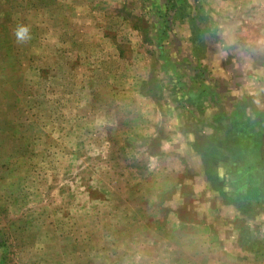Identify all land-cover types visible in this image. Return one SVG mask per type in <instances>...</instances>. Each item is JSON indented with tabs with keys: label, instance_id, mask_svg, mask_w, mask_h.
<instances>
[{
	"label": "rangeland",
	"instance_id": "obj_1",
	"mask_svg": "<svg viewBox=\"0 0 264 264\" xmlns=\"http://www.w3.org/2000/svg\"><path fill=\"white\" fill-rule=\"evenodd\" d=\"M0 264H264V0H0Z\"/></svg>",
	"mask_w": 264,
	"mask_h": 264
},
{
	"label": "clouds",
	"instance_id": "obj_2",
	"mask_svg": "<svg viewBox=\"0 0 264 264\" xmlns=\"http://www.w3.org/2000/svg\"><path fill=\"white\" fill-rule=\"evenodd\" d=\"M13 35L18 44L26 43L31 39L30 27L24 24H18L13 31Z\"/></svg>",
	"mask_w": 264,
	"mask_h": 264
}]
</instances>
